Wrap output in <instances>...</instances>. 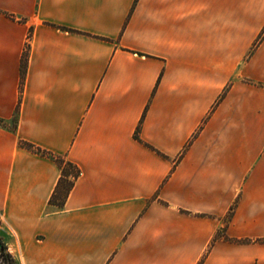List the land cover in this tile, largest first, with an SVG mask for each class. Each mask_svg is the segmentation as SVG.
Returning <instances> with one entry per match:
<instances>
[{
  "label": "crops",
  "instance_id": "obj_1",
  "mask_svg": "<svg viewBox=\"0 0 264 264\" xmlns=\"http://www.w3.org/2000/svg\"><path fill=\"white\" fill-rule=\"evenodd\" d=\"M263 24L264 0H0L19 263L264 264V39L239 66ZM19 140L79 168L66 195Z\"/></svg>",
  "mask_w": 264,
  "mask_h": 264
},
{
  "label": "trees",
  "instance_id": "obj_2",
  "mask_svg": "<svg viewBox=\"0 0 264 264\" xmlns=\"http://www.w3.org/2000/svg\"><path fill=\"white\" fill-rule=\"evenodd\" d=\"M6 14L13 17L12 15H10L8 13H6ZM28 48H29V45L27 43V45H25V50L23 52L22 60H21V81L23 80L24 74H25ZM17 112H18V106L16 108V111H15L12 119H11V121H12L11 129L12 130H14L16 127ZM1 122H3V121H1ZM138 133H139V125L137 126V128L134 132V137H135V139L140 140ZM19 145H21V146H23V147H25V148L33 151V152H36L38 154L49 156L57 162V164L61 168V177L59 179L57 188H61V189H57L55 191V195L53 194V197L54 196L56 197L58 195V193L60 195L61 194L66 195L68 190L71 188V186L73 184V180H69L68 175L73 176V178L75 179L80 174L79 168L75 164H73L72 162L65 160L63 157H61L59 155H54L53 153H51L47 150H44L38 146H35L34 144L29 143L27 141L19 140ZM147 146H149V145H147ZM0 255L2 256V262L4 264H15L13 256L8 251L7 246L1 241V239H0Z\"/></svg>",
  "mask_w": 264,
  "mask_h": 264
},
{
  "label": "rangeland",
  "instance_id": "obj_3",
  "mask_svg": "<svg viewBox=\"0 0 264 264\" xmlns=\"http://www.w3.org/2000/svg\"><path fill=\"white\" fill-rule=\"evenodd\" d=\"M264 39V24L261 26L259 32L257 33V35L255 36L253 42L251 43V45L246 49L243 50L242 52V58L240 60L239 66H242L247 60H249L251 54L253 53V51L256 50V48L259 46V44L261 43V41ZM228 88V86L225 87V90ZM227 215L225 216V222L227 221ZM9 235L7 232V229L2 228L0 226V239L1 241L7 246L8 251L11 253V255L13 256L14 262L15 264H20L19 261L16 259L14 253H12L10 251V246L11 244L9 243ZM0 264H4L2 262V256L0 255Z\"/></svg>",
  "mask_w": 264,
  "mask_h": 264
}]
</instances>
